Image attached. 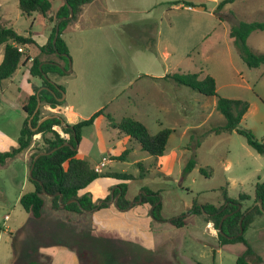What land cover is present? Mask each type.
<instances>
[{
  "label": "rangeland",
  "instance_id": "rangeland-1",
  "mask_svg": "<svg viewBox=\"0 0 264 264\" xmlns=\"http://www.w3.org/2000/svg\"><path fill=\"white\" fill-rule=\"evenodd\" d=\"M177 1L184 0H95L91 5L85 4L84 12L79 15V23L84 28L73 29L63 36L68 43L73 71L72 75L66 73L64 76L67 81L74 79L79 83L76 77L81 63H86L82 73L91 71L89 65L94 64L95 74L100 71L106 85L117 69L124 67L126 78L132 80L131 86L119 84L114 89L104 85L108 99H114L106 112L116 122L125 117L135 118L152 134L166 128L173 130L162 167L147 152L133 150L132 145L137 142L132 140L126 145L130 149L127 159H112L104 168V174L127 175L134 179L106 178L102 184L85 191L98 202L95 212L53 214L47 207L42 220L38 221L19 202L21 194L35 189L24 155H19L0 167V264H25L40 246V243L31 242V234L39 223L44 225V233L50 234L43 244L52 242L56 245L69 239L77 252L89 251L98 264H237L244 246L215 249L218 230L214 223L211 222L213 226L210 227L215 235L211 234L208 223L191 211L196 204H223L226 194L233 199H239L243 194L251 196L250 200L243 201L244 211L254 205L256 186L264 182V156L251 148L237 132L217 134L214 131L225 124L224 116L216 109L217 96H204L174 81V85L171 83L167 87L170 90L167 104L161 96L162 85L145 75L161 76L165 72L169 75L198 73L201 78L211 75L217 80L219 97L250 103L241 127L252 130L264 141V66L249 68L227 34L230 26L240 21L264 22V0H236L219 16L216 8L223 0H203L204 10L172 4ZM136 20L143 21L144 30L141 29L144 33L148 31V36L129 44L123 35L125 25ZM0 24L13 27L23 36L32 34L40 45L45 42L51 25L39 13L24 16L19 0H0ZM248 44L254 52L264 54V32L253 33ZM28 49L32 54L39 53L35 45ZM3 53L2 47L0 58ZM124 55L126 67L118 66L123 64L120 57ZM34 80L39 82L37 77ZM19 84L24 85L25 81ZM139 90H144L147 96L143 107L133 102ZM6 94L13 99L20 96L16 86L6 90ZM67 100L64 103L66 109L74 111L72 101ZM3 107L0 106V129L6 130L9 138L17 142L16 125L21 113L10 110L5 113ZM100 108L98 103L91 102L79 109L81 118L89 119ZM50 111V108H42L41 117ZM102 121L100 127L88 126L82 130L79 153L92 166L103 155L100 140L110 146L120 144L118 152L123 148L124 134L112 128L107 118ZM195 156L197 166L184 174L187 161ZM122 183L129 184V197L134 208L128 211L116 206L99 209L107 195L113 197ZM144 188L161 195L167 217H184L188 225L157 234L152 227V223H156L152 208L148 210L141 204ZM6 216L11 220H5ZM58 231L62 235L58 236ZM263 232L264 216L246 233L252 246L259 253L263 252L262 256ZM66 233L71 234L67 237ZM253 259V263L258 264L256 258Z\"/></svg>",
  "mask_w": 264,
  "mask_h": 264
},
{
  "label": "trees",
  "instance_id": "trees-1",
  "mask_svg": "<svg viewBox=\"0 0 264 264\" xmlns=\"http://www.w3.org/2000/svg\"><path fill=\"white\" fill-rule=\"evenodd\" d=\"M93 0H19V8L24 16H31L39 13L51 24V34L46 45L39 46L30 36L20 35L13 27H7L0 24V49L4 48V58L0 64V88L6 80L11 79L20 69L24 62L31 57L26 53H20L19 47L24 50L29 46L36 45L39 48V54L33 58L30 74L41 80L44 89L40 92L41 107L36 112L38 105L37 94H34L23 106L27 114L26 120L20 131L17 146L9 151L0 152V167L5 166L9 161L14 160L19 155L29 150L36 135L40 136L33 148V155L30 159V168L32 175L30 181L34 184L35 190L24 194L20 198V204L24 210L31 214L35 219L43 218L47 207L56 213L84 215L95 212L98 203L94 202L89 193L81 194L83 190L91 184L104 177L121 178L125 180L134 179L132 176H117L112 174H103L96 172L89 161L78 157V147L82 139V130L85 127L95 124L101 116H106L110 126L120 133L131 137L141 145V149L147 152L155 159L165 155L169 138L173 132L171 129H163L157 134H152L148 127L132 117H125L120 122H116L111 115L106 112V107L95 112L89 119L81 121L74 125L68 124L60 115L64 102L58 99L63 97L64 87L54 84L51 81L52 76H66V71L71 68V60L68 45L63 35L76 24L79 15L83 13L85 4ZM177 1L172 3L175 6L185 4L187 6H205L203 0ZM236 0H223L216 8L219 16L224 8L234 4ZM70 8L74 10L71 15ZM59 37L54 43L58 21ZM255 32H264V22L240 21L230 26L228 36L237 48L240 57L251 68H260L264 66V54L254 52L248 44L250 36ZM60 66H63L62 69ZM177 84L188 87L207 97H218L216 109L225 118V124L214 131L217 134H232L237 132L242 135L248 145L258 154L264 156V141L259 140L250 129L241 127V123L247 114L250 103L240 99H228L217 95V84L214 77L207 75L201 78L198 73H177L170 75ZM53 91V93L51 91ZM47 106L54 113L52 118L44 120L41 117L42 108ZM58 116V117H55ZM32 118L31 122L29 119ZM63 121L65 124L63 125ZM55 126H61L63 131L70 133L69 140L62 138L55 130ZM42 153H46L41 155ZM130 149L125 150L120 156L114 157L116 160L125 161L129 156ZM141 166V164H139ZM197 166L196 156L189 159L186 163L184 174L190 173ZM143 170H141L142 172ZM203 173H208L206 169H201ZM62 203H60V195ZM49 195H55L49 197ZM114 196H118L116 207L120 210L134 208L129 198V184L122 183L114 191ZM141 204L146 205L148 210L151 208V214L155 221L168 222L175 228H184L188 225L184 217L169 219L164 212V205L160 194L152 189L144 188V194L141 196ZM138 200L140 197L138 196ZM251 196L247 194L240 195L239 199L230 198L227 194L224 197L223 204L213 205H195L191 213L200 216L204 222H213L218 230V237L214 245L215 249H221L229 245L242 244L245 247L244 252L239 256L237 264H254L263 262L262 256L252 246L246 238V233L251 229L254 223L264 216V182H259L256 186L254 205L242 210L243 201L250 200ZM74 202L67 204L69 201ZM112 197L108 196L99 206V209L115 207L110 205ZM261 202V205H259ZM241 206V209H239ZM227 215V217H226ZM243 218L242 226H240ZM241 227L243 234L241 235ZM78 256L81 264H98V261L87 250H79ZM30 264H38L32 262ZM49 264V263H48ZM202 264V263H199Z\"/></svg>",
  "mask_w": 264,
  "mask_h": 264
},
{
  "label": "crops",
  "instance_id": "crops-1",
  "mask_svg": "<svg viewBox=\"0 0 264 264\" xmlns=\"http://www.w3.org/2000/svg\"><path fill=\"white\" fill-rule=\"evenodd\" d=\"M94 1L95 0H93L92 2H90L88 4L91 5ZM198 7L199 6H196V9L200 10V8H198ZM200 7H203V6H200ZM204 9H205V6L201 10H204ZM83 12H84V9H83ZM79 22L80 21L78 20L76 22V24L74 26H72L66 33H68L69 31H71L73 29L74 30H76V29L81 30L82 28H84V26H82ZM142 23H143L142 20H136L133 22L126 23V25H125L126 30H125V33H123V35L125 36L127 43L132 44L137 39L144 38L145 36H148V31H147V33H144V31H143L144 28H142L143 27ZM145 26L148 27V25H145ZM138 29H141V30H138ZM49 31L50 32H49L48 36L45 37V42L42 45L38 44L33 36H32V38L36 41V43L39 46H44L47 44V42L49 40V37L51 34V25L49 27ZM228 32H229V30L227 31V34H228ZM25 52L31 57V59H33L34 57H36L39 54V53L32 54L28 48L25 49ZM92 55L96 56L95 54H92ZM85 56H88V55H85ZM3 58H4V53H3L2 57L0 58V64L2 63ZM86 58L89 59V57H86ZM93 58L97 59L96 57H93ZM120 60L123 61V64L122 65L119 64L118 66H122V67L125 66V61H126L125 55L123 57H120ZM32 61L33 60H29L27 62H24L21 65L20 69L16 72V74L11 79L6 80L3 84V86L0 88V106H4L3 109L4 108L6 109V110H2V111L7 113V111L10 110L12 112H15L16 114L21 113L20 114V116H21L20 122H17V125H16V127H17L16 131L18 133L17 134L18 138L20 136V131H21L22 126H23V124L26 120V117H27V114L24 111L23 106L25 104H27L29 99L34 94H37L38 91L42 88L41 80L38 78L39 82L35 81L34 77H32L30 74ZM84 66H86V63H81V65H80L81 70L78 73V76L76 77L78 79L79 83H75V81H73L74 79L71 81H67L65 79L66 77H64V76L55 75V76L51 77V81L54 84L62 85L65 88L66 93H65V97H64L65 99L63 102L65 103L68 101L67 99H70V101H72V103H73L72 107H74V111L67 110L66 106L64 104H63V106L60 107V109H61L60 115L70 125H74V124L79 123L81 121L87 120V119L81 118V111L79 109H81L82 107H86V105L88 106L91 102H94L96 104L98 103L99 107H101L100 109L105 108V107L107 108L108 105L110 103H112V101L114 100V99L110 100L106 96V87L104 86L106 84L104 82V78H105L104 75H102L100 73V71L96 72V74H95V67H94L95 65L94 64L89 65L92 67L91 71H87L86 73H82L84 71L83 70ZM87 66H88V64H87ZM87 70H88V68H87ZM166 73L167 72H165L161 76H155L154 74H149V75H145V76L151 78V80H154V81L158 82L160 85H162L161 96H162V98H164V100H167V104H168L170 90L167 87L170 86L171 83L174 85L175 82L172 78H170V75L166 74ZM72 74H73V71L71 74H68V75H72ZM126 76H127V70L124 67L118 68L116 73L113 75V77H111L110 79L108 78L109 80L107 81L106 86L112 87L114 89H117L119 84L122 86H125V87L131 86L132 80L127 79ZM24 81H25L24 85L19 84V83H23ZM216 84H217V80H216ZM14 86L18 87V91H19L20 96L13 99V98L7 96L6 90H8L9 88H12ZM217 90H218V87H217ZM140 91L141 90H139L138 93L136 94L133 102H136V105L138 107H143V104L145 103L147 96H145L144 90H142L141 92ZM171 98H173L172 100H174L173 96ZM158 101H160V100H158ZM170 107H171V104H169V106L167 108V112H168V109H170ZM43 108L49 109L47 106H44ZM53 114L54 113L51 110L50 113H48L47 115H45L42 118V120L48 116L53 115ZM104 118H107V117L106 116L99 117L97 119V121L95 122V124L92 126L100 127L103 123L102 120ZM18 138H17V141H18ZM39 139H40V136L37 137L36 141L34 140L35 144L37 141H39ZM132 140H134V139H132L131 137L126 136V135H124V137H122V145H123V148L121 150L122 152H118L119 150L117 149V148H119L120 144H114V146H110V145L105 144L104 141L100 140L99 146H100V150L102 151L103 155H102L101 160L99 162H96L94 164V166H92V167L94 169H96V167L101 166L103 159L106 158L107 162L105 163V165L103 167H101V171L99 172V173L104 174V168L107 166V164H109L110 161L112 159H114V157L120 156L125 150L129 149V148H127L126 145L129 144L130 142H132ZM15 141L16 140L9 138L6 130L0 129V152L9 151L12 147L17 146L18 142H15ZM132 148H133V150L134 149L142 150L141 145L138 142H137V144L134 143L132 145ZM33 153H34L33 148H30L29 150H27L26 152L23 153L24 157L22 156L23 160L26 162V164L28 166V172L29 173L31 171L30 159H31V156L33 155ZM78 157L81 159H85L83 156L80 155L79 147H78ZM166 158H167V155H164L162 157H159L158 159H155V161H156V163H158L157 165L162 167V165L164 164V159H166ZM85 160H87V159H85ZM138 164L142 165V163H140V162ZM106 178H113V177L100 178L99 180H97L96 182L91 184L88 188L83 190L81 192V194H85L86 193L85 191H87L88 189L95 187L99 184H102L103 182H105L103 180ZM108 190H111V188H109ZM22 195H24V194H21L19 196V202H20V198ZM108 196H109V194L107 195V197ZM93 200H94V202H96V200L94 198H93ZM96 203H98V202H96ZM110 205H113V204H111V202H110ZM105 209H107V208H105ZM129 209H131V208H129ZM53 214H54V212H53ZM44 215H45V213H44ZM172 218H175V217H170L169 219H172ZM5 220L10 221L11 218H8ZM41 220L42 219H40L38 221H41ZM155 222L156 223H152V227L157 232V234L160 232H164L167 229L175 228V227L171 226L167 221L166 222L155 221ZM39 225L40 226H38L36 228L37 230L31 234V237H32L31 242H35L36 244L40 243V246L32 252V256L29 257L28 260L25 261V264H30L32 262H35L38 264H48V263L49 264H74V263L79 264V261L77 258L78 253L76 251L77 248L75 246H73V244H70V242L68 241L69 240L68 238H67L68 240L64 239L63 241L59 242L56 245H52L53 244L52 242H49L48 244H43L42 242L44 241V238H46L50 234L48 232L44 233L45 230L43 229L44 225H42V223H39ZM211 225H213V223L209 222L208 228L210 229L211 234L215 235V233L213 232L214 230L211 229V227H210ZM58 232H59L58 236H60L61 231H58ZM54 234H56V232H54ZM70 234L71 233H68V234L66 233L67 237H69ZM263 234H264V232H263ZM51 235H53V233H51ZM215 243H216V241H215ZM236 245H242V244L229 245V246H226V247L221 248V249H227V247H230V249L229 248L228 249L231 250V248L236 246ZM217 250H220V249H217ZM244 250H245V247H244ZM244 250H241L240 253L242 254L244 252ZM30 252H31V250L29 249V253ZM261 253H263V252H261ZM261 253H259V254L262 256ZM262 258H263L262 264H264V256H262Z\"/></svg>",
  "mask_w": 264,
  "mask_h": 264
},
{
  "label": "water",
  "instance_id": "water-1",
  "mask_svg": "<svg viewBox=\"0 0 264 264\" xmlns=\"http://www.w3.org/2000/svg\"><path fill=\"white\" fill-rule=\"evenodd\" d=\"M198 8H204V7H198ZM70 11H71V15H70V17L69 18H72L73 17V15H74V10L72 9V8H70ZM64 19H66V18H62V19H60L59 21H58V24H57V30H56V36H55V39H54V43L57 41V38L59 37V24H60V22L62 21V20H64ZM62 69H64V67L63 66H60ZM66 73H68V74H70V73H72V70L70 69V70H68V71H66ZM44 89V87H42L39 91H38V93H37V97H38V105H37V109H36V112L40 109V107H41V101H40V98H39V96H40V92L42 91ZM51 91V90H50ZM52 93H53V91H51ZM64 97H65V94H63V97L62 98H60V99H58V101L59 102H63L64 101ZM52 117H54V116H48V117H46V118H44L40 123H42L44 120H46V119H49V118H52ZM55 117H58V116H55ZM32 118L33 117H31L30 119H29V122H31V120H32ZM65 124V122L63 121V125ZM44 154H46V153H42L41 155H44ZM32 171H33V167H32V169H31V171H30V176L32 175ZM60 195V194H59ZM55 195H49V197H54ZM62 195H60V203H61V205L62 206H64V205H66V204H63L62 203ZM117 200H118V196H114L113 195V197H112V201H111V204H113V205H117ZM75 200H71V201H69L67 204H70V203H72V202H74ZM141 201H142V198H141ZM259 205H261V202H259ZM154 208V207H153ZM152 208V209H153ZM239 209H241V206H239ZM127 210H129V208L128 209H125V210H123V211H127ZM152 211V210H151ZM226 217H227V215H226ZM242 222H243V218L241 219V222H240V226H242ZM241 235L243 234V229H242V227H241V233H240Z\"/></svg>",
  "mask_w": 264,
  "mask_h": 264
},
{
  "label": "built area",
  "instance_id": "built-area-1",
  "mask_svg": "<svg viewBox=\"0 0 264 264\" xmlns=\"http://www.w3.org/2000/svg\"><path fill=\"white\" fill-rule=\"evenodd\" d=\"M19 52H20V53H24L25 50H24L22 47H19ZM30 60H33V59H30ZM54 130H55V131H56V132H57L62 138L66 139V140H69L70 137H71L70 133H66V132H64L61 126H55V127H54ZM38 136H39V135H36V136L34 137V140H35V141L37 140V137H38ZM34 147H35V142L33 143V145H32L31 148H34ZM106 162H107V159L104 158L103 161H102V163H101V166L96 167V169H95L96 172H100V171H101V167H103V166L105 165ZM8 218H9V217L7 216L6 219H8ZM211 226H213V225H211Z\"/></svg>",
  "mask_w": 264,
  "mask_h": 264
}]
</instances>
